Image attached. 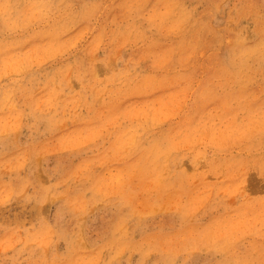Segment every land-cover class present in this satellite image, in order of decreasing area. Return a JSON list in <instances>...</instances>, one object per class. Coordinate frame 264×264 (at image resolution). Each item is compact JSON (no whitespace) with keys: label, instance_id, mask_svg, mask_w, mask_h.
I'll return each instance as SVG.
<instances>
[{"label":"rangeland","instance_id":"1","mask_svg":"<svg viewBox=\"0 0 264 264\" xmlns=\"http://www.w3.org/2000/svg\"><path fill=\"white\" fill-rule=\"evenodd\" d=\"M0 264H264V0H0Z\"/></svg>","mask_w":264,"mask_h":264}]
</instances>
